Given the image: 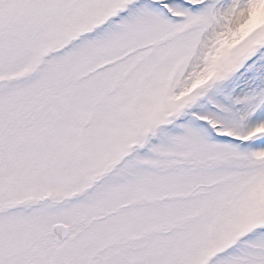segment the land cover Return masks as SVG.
<instances>
[{"label": "snow or ice", "instance_id": "6c2138e0", "mask_svg": "<svg viewBox=\"0 0 264 264\" xmlns=\"http://www.w3.org/2000/svg\"><path fill=\"white\" fill-rule=\"evenodd\" d=\"M0 264H264V0H0Z\"/></svg>", "mask_w": 264, "mask_h": 264}]
</instances>
